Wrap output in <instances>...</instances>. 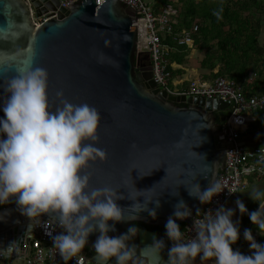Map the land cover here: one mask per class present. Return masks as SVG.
<instances>
[{
  "label": "water",
  "instance_id": "95a60500",
  "mask_svg": "<svg viewBox=\"0 0 264 264\" xmlns=\"http://www.w3.org/2000/svg\"><path fill=\"white\" fill-rule=\"evenodd\" d=\"M71 3L67 8L60 0H0V56L4 58L0 61V84L3 78L15 75L17 68L33 62L49 73L53 110L60 103L58 90L74 104L87 102L100 110L96 146L106 150L107 158L91 163L86 171L91 173L92 187L108 186L124 194L117 203L124 208L126 219L116 222V230L109 235L126 232L134 222L144 223L130 243L143 247L153 236L163 238L166 260L173 241L152 227H164L181 199L192 209V216L177 219L178 223L190 225L197 210L203 211L207 203L190 195L186 185L191 186L196 176L194 182L206 189L223 171L230 148L229 143L217 141L223 132L217 117L225 119L228 104L219 98L176 95L161 89L153 79L152 66L139 64L137 54H149L137 51V36H146L145 23L126 2ZM33 17L45 19L37 22ZM100 52L105 54L104 63L97 62ZM3 92L0 87V94ZM251 136L243 135L241 144L252 145ZM261 136L264 133L256 137ZM177 142L182 143L177 146ZM150 188L144 195L160 200L159 207L149 202V208H156V218L144 210L136 219H127L135 215L130 208L135 201L129 198L139 194L137 189ZM137 199L144 202L145 197ZM50 218L48 214L41 217ZM28 221L16 203L0 208V245L17 240L14 250L5 253L7 258L23 262L27 251L23 245L31 242L37 230V226H28ZM98 235V231L90 234L81 253L87 257L86 264H97L93 245ZM112 261L114 264V257Z\"/></svg>",
  "mask_w": 264,
  "mask_h": 264
},
{
  "label": "clouds",
  "instance_id": "9594fccd",
  "mask_svg": "<svg viewBox=\"0 0 264 264\" xmlns=\"http://www.w3.org/2000/svg\"><path fill=\"white\" fill-rule=\"evenodd\" d=\"M221 12L222 8L214 14L222 18ZM3 59L0 56V61ZM97 62H105L103 52L97 55ZM48 80L45 68L29 62L0 84L4 90L0 94L4 112L0 116V205L14 201L33 228L45 226L48 221L58 224L63 231L50 235L66 264L83 252L90 234L97 231L93 245L97 264H113V257L114 264H195L197 257L201 264L208 260L212 264H264V243L256 240L251 228L243 232L251 253L233 248L240 238V221L233 220L236 208L224 205L215 210L198 209L192 225L195 235L186 238L177 219L192 216V209L183 199L179 200L165 224L166 236L173 241L166 260L162 255L166 247L163 238L153 236L152 242L143 247L130 243L139 232L133 224L124 233L109 235L116 230V222L126 219L124 208L117 203L124 194L108 186L92 187L91 173L86 171L91 163L107 158L106 150L96 146L100 139V110L87 102H70L63 90L57 91L60 103L53 110ZM181 143L177 142V146ZM195 179L196 176L191 186H186L202 204L210 203L225 189L216 182L202 190ZM151 189H137L135 198L128 196L135 201L130 206L135 215L127 219H136L144 210L156 218V208H149V202L154 201L159 207L160 200L155 199L158 196L144 195ZM227 189L230 193L241 192ZM248 194L259 202V207L249 211L239 197L236 206L241 215H249L264 235V189L256 188ZM140 196L145 197L144 202L137 199ZM42 214L51 218L42 220ZM16 244L17 240H13L7 246L0 245V253H11Z\"/></svg>",
  "mask_w": 264,
  "mask_h": 264
},
{
  "label": "built area",
  "instance_id": "2783aa9c",
  "mask_svg": "<svg viewBox=\"0 0 264 264\" xmlns=\"http://www.w3.org/2000/svg\"><path fill=\"white\" fill-rule=\"evenodd\" d=\"M76 0H60L61 6H71ZM101 4L104 0H95ZM134 8L138 20H143L146 36H137V51H149L152 63L153 79L161 89L176 95H202L207 98H219L228 104L227 114L221 122L222 133L217 141L229 143L230 149L226 151V161L223 171L216 182H219L224 191L213 197L207 203L203 211L209 208L215 210L220 205L228 206L230 200L239 192L230 193L227 188H236L238 191L249 185V179L255 178L264 180V136L259 137L256 145L241 144V138L247 123L256 119L255 111L264 109V94H247L242 86L234 79L226 76H218L212 80L201 78L185 79L181 75H174L169 69L173 68V61L168 55L176 49L166 39L178 45H187L193 48L192 33L198 29V24L192 28H182L176 31L174 28V16L180 12L182 3L179 0L163 5L162 10H157V0H121ZM45 17L39 18L41 22ZM174 69V68H173ZM171 79L175 84L171 86ZM200 215H203L201 213ZM48 220V219H42ZM44 223V222H42ZM193 222L186 225L184 235L190 238L195 235L192 229ZM59 232V227L48 221L45 226H37L35 237L30 243H24L27 250L24 253L23 262L16 259H9L5 253H0V264H66L59 249L52 243L50 234ZM79 264H86L87 257L79 254L77 258L68 261ZM82 262V263H81Z\"/></svg>",
  "mask_w": 264,
  "mask_h": 264
},
{
  "label": "trees",
  "instance_id": "16d2710c",
  "mask_svg": "<svg viewBox=\"0 0 264 264\" xmlns=\"http://www.w3.org/2000/svg\"><path fill=\"white\" fill-rule=\"evenodd\" d=\"M170 2L173 0H157V10H162L163 5ZM179 2L182 3V7L173 17L174 28L179 31L198 24V29L192 33L193 48L203 51L200 67L209 72L202 78L212 80L218 76H226L240 84L247 94H264V39H261L264 0H179ZM221 8L222 18H218L214 12ZM166 41L176 48L168 55L170 61L183 62V57L192 49L187 45H178L171 38H167ZM145 55H148L151 62L148 53H138L137 57L139 59ZM169 69L174 75L178 72L172 66H169ZM255 115L256 119L247 132L264 127V109H257ZM4 205L6 204L0 205V208ZM258 207L259 202L255 201L253 210ZM243 220L245 224L251 221L249 215H245ZM179 224L184 231L186 224ZM140 226L146 225L141 222L133 223V227ZM152 228L166 235L165 226ZM258 242L264 243V235ZM248 244L244 238L242 251L245 254L252 251Z\"/></svg>",
  "mask_w": 264,
  "mask_h": 264
},
{
  "label": "crops",
  "instance_id": "0c3cea01",
  "mask_svg": "<svg viewBox=\"0 0 264 264\" xmlns=\"http://www.w3.org/2000/svg\"><path fill=\"white\" fill-rule=\"evenodd\" d=\"M196 54V50L195 48H192L184 57H183V62H177V61H173V68L174 70L178 71L176 75H181L183 76L185 79H194V78H202L203 75H206L207 73H209L206 70H202L200 67V61L193 58V56ZM217 70V68H216ZM203 80H209V79H203ZM255 120H251L247 123V126L245 128V131L243 133V135L245 134H253L254 136H251V138H249V141L251 142V144L253 145V143L258 141V138L256 137L259 133H264V127L262 129H257L255 131L252 132H247V129L250 127L251 123L254 122ZM262 137V136H261ZM249 145V144H247ZM264 189V180H260V179H255V178H250L249 179V185L241 190V192L238 193L237 196H235L234 198H232L228 204L227 207H231V208H236V213L233 217V220H237L239 219L240 221V238L238 239V241L233 245L234 249H239L241 252H243V240H244V236H243V232L245 228H251L253 231V235L256 238V240L258 241V239L263 236L260 234L258 228H256L255 226H253V222L250 221L248 224H245L243 218L245 215L248 214H243L241 215V213L239 212L238 207L236 206V199L239 197L240 199H242L247 208L249 209V211H253V204H254V200L251 199V197L249 196L248 192L252 191L253 189ZM249 247V244H248ZM195 264H201L200 258L197 257ZM203 264H212L211 260L205 261L203 262Z\"/></svg>",
  "mask_w": 264,
  "mask_h": 264
},
{
  "label": "rangeland",
  "instance_id": "374dc122",
  "mask_svg": "<svg viewBox=\"0 0 264 264\" xmlns=\"http://www.w3.org/2000/svg\"><path fill=\"white\" fill-rule=\"evenodd\" d=\"M146 1H152V0H146ZM262 18H263V33L261 35V39L263 40L264 39V14H262ZM196 50V54L193 56V58L197 59V60H201V58L203 57V51H200L198 49H195ZM202 69V68H201ZM204 70V69H202ZM175 84V80L174 79H171V86H173ZM174 87V86H173ZM68 263V262H67Z\"/></svg>",
  "mask_w": 264,
  "mask_h": 264
},
{
  "label": "flooded vegetation",
  "instance_id": "af4514ba",
  "mask_svg": "<svg viewBox=\"0 0 264 264\" xmlns=\"http://www.w3.org/2000/svg\"><path fill=\"white\" fill-rule=\"evenodd\" d=\"M34 18V20L36 21V20H38V19H36L35 17H33ZM138 61H139V64L141 65V66H152V63L148 60V57H147V55H145V56H143V57H139V59H138ZM217 119L219 120V122H220V124H221V122H222V120H220V118L219 117H217Z\"/></svg>",
  "mask_w": 264,
  "mask_h": 264
}]
</instances>
